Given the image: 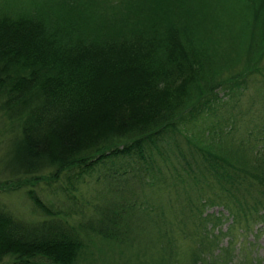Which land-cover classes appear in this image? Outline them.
<instances>
[{
  "label": "trees",
  "instance_id": "16d2710c",
  "mask_svg": "<svg viewBox=\"0 0 264 264\" xmlns=\"http://www.w3.org/2000/svg\"><path fill=\"white\" fill-rule=\"evenodd\" d=\"M262 4L0 0V110L19 127L5 186L43 217L0 205V264H88L100 241L162 264L164 231L197 244L209 207L231 210L224 235L264 222ZM45 173L50 206L27 181ZM231 242L191 258L224 263Z\"/></svg>",
  "mask_w": 264,
  "mask_h": 264
},
{
  "label": "rangeland",
  "instance_id": "374dc122",
  "mask_svg": "<svg viewBox=\"0 0 264 264\" xmlns=\"http://www.w3.org/2000/svg\"><path fill=\"white\" fill-rule=\"evenodd\" d=\"M211 6H213L214 0H209ZM263 2V0H261ZM101 6L107 3V0H99ZM264 7V4H262ZM253 21L256 20L254 17ZM236 101V100H234ZM233 102V101H232ZM19 127L16 122L9 120L5 114L0 110V205H4L11 209L17 218L26 221H40L43 217L39 216V212L36 210L33 201L27 197L25 190H7V179L14 177H9L7 163L9 159L12 158V154L15 148V144L18 139ZM49 177L50 173L41 174L38 176L28 177L27 181H40V177ZM32 186V185H30ZM29 186V187H30ZM28 187V189H29ZM35 193L41 197V199L49 205V201L52 197L48 194V187L44 186L42 182L34 186ZM93 190L91 185L84 187L83 193L90 196V192ZM207 197V194H206ZM59 199H63L62 194H58ZM221 203V201L217 202ZM50 206V205H49ZM57 206L61 208L63 206L62 202H58ZM56 208V207H55ZM210 218L205 222V226L200 228L199 231L194 232L193 228H189L186 231L187 235H196L195 237L199 242L203 243L202 248L205 249V254H208V250L215 247L216 242L219 241L220 248L227 247L230 244V259H223L224 263L218 264H264V222L252 225L251 223H242L238 225L237 229L231 231V233L224 235L229 229L230 223H232V216L230 215L231 210H227L225 207L215 206L213 208L209 207ZM229 209V208H228ZM176 219H174L175 221ZM177 223V222H176ZM249 225V227H247ZM215 226V227H214ZM168 232L164 231L163 237L160 240L162 248H166L162 251L149 250L148 253H155L158 257L161 256L162 264H215L213 261L209 260H195L191 258L193 256V249L195 253H198L197 244L194 245L195 240H188L183 237L181 226L178 223L175 226H170ZM214 227V228H213ZM248 230V231H247ZM215 233L218 238H214L212 233ZM221 232V234H220ZM224 235V236H223ZM221 237V238H220ZM174 240V251L177 254L171 257V254L167 252L170 248V240ZM218 244V243H217ZM205 245V246H204ZM199 246V245H198ZM178 250V251H177ZM214 250V249H212ZM219 250H216V253ZM203 251L199 252V257L203 255ZM140 256V249L134 246H125L123 249L117 247L114 244L106 242H98V246L94 247V253H92L91 258L88 262L97 264H139L138 257ZM234 259H233V258ZM9 257H5L2 264H6ZM261 260V261H260ZM159 264V263H153Z\"/></svg>",
  "mask_w": 264,
  "mask_h": 264
}]
</instances>
